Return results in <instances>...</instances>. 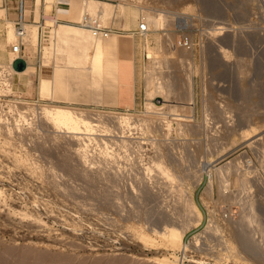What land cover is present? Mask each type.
<instances>
[{
    "label": "rangeland",
    "instance_id": "374dc122",
    "mask_svg": "<svg viewBox=\"0 0 264 264\" xmlns=\"http://www.w3.org/2000/svg\"><path fill=\"white\" fill-rule=\"evenodd\" d=\"M16 1H0V9L7 8L0 10L1 39L6 19L16 21ZM108 1L121 12L128 4L137 8L135 20L118 9L105 23L122 34L139 24L141 7L163 15L162 28L139 40L144 82L155 65L169 97L156 96L161 111L151 113L146 90L136 110L76 103L74 92L82 83L88 89L89 78L63 65L64 56L56 67L45 63L46 48L54 54L53 29L41 44L40 36L34 47L26 44L37 71L34 88L27 77L14 74L9 82L11 98L19 102L16 122L0 116L7 122L0 126V264H264V0ZM43 4L40 0L41 12ZM57 10L70 20L64 22L77 20ZM33 11L38 20L41 13ZM184 33L192 38L190 48L180 44ZM149 47L159 53L153 61ZM53 70L61 91L54 100L37 90L39 78ZM87 92L82 96L90 99ZM54 105L105 116L101 126L107 130L99 126L87 138L115 143L113 151L102 150L105 157L115 156L114 165L92 168L85 155L88 139L78 141L44 119L46 106ZM114 114L133 115L135 127L116 125ZM143 119L163 132L143 134ZM119 129L125 133L119 135ZM168 146L171 161L161 155ZM160 165L170 167L174 177L161 175ZM183 194L201 219L180 203ZM238 230L250 235L255 250L241 246Z\"/></svg>",
    "mask_w": 264,
    "mask_h": 264
},
{
    "label": "bare ground",
    "instance_id": "6f19581e",
    "mask_svg": "<svg viewBox=\"0 0 264 264\" xmlns=\"http://www.w3.org/2000/svg\"><path fill=\"white\" fill-rule=\"evenodd\" d=\"M39 2H40V0H37L36 8H34L36 10V14H40L41 13L40 6H39ZM46 2H47V5H45V6H46V10L47 11L51 10L56 5L57 9L61 8V12L63 11L62 13H70L78 21L81 19V15H82V12L84 10H89L92 13H97V14H99L101 16V21H102L103 24H105L109 20L110 17L112 19V17H114L116 15V10L119 9L118 7H117L118 9H116V6L113 5L108 0H87L86 2H84L83 0H80V2L79 1H71L72 3L71 2L69 3V0H46ZM123 4H124V6L126 5L125 2H123ZM32 6H33L32 5V0H28V3H27V14H26V18L28 20L24 22L23 28H24V41H25V43L27 45H29V46L34 47L36 45V43L38 42V40H39L40 31H39L38 24L35 21L30 20V14H31ZM122 7H123V5H122ZM141 9H142L143 14H144L143 15V18H145V20L147 21V24H148V26L150 28L149 31H147V32L144 33L145 35L148 34V33H150L151 30H154V29L155 30H159V29L162 28V26L164 24L163 23V18H162L163 15L160 12H156V11L153 12V11L147 9V8H142V7H141ZM0 10L1 11H4V10H7V8L4 7L2 9H0ZM119 10L121 12V9H119ZM136 13H137V8L136 7H133V5H131V4L130 5L128 4V6L126 5L123 8V11L121 12V15L125 14V16L127 18L132 19V20H135ZM125 16L123 15V17H125ZM77 20L75 22H73L72 20H71L72 22H64V21H61V22H59L54 27V29H53V37H54L53 47H54V54L53 55H50L47 52V48H46V51L44 53L45 63L51 60V62L53 63L52 66L53 67H56L57 65L61 64V63H59V60L62 58L61 56H64L65 62L63 63V65L68 66V68L71 67V68L76 69L79 74L86 75L90 79V82H89V85H88L89 86L88 89H85L84 88L85 86L82 83L83 88H82V86L80 88L82 94H84L86 91H88L90 93L91 100L94 101V102H98V101L104 102V101H107L108 99L111 98L112 100H114V103L116 104L117 92H118L119 80H120L119 79V70H120V65H121V49H122V47L124 48V43L125 42H129V44H130V42L132 41V39H130V38H132V35H131L132 33L131 34H129V33H123L122 34V33H119L117 31H112L107 36H96L88 28H86V27L80 25L79 23H77L78 22ZM5 23H6V26H5V29H6V32L5 33L6 34H5V37L4 38H2V39L0 38V65H3L5 68H8L10 70V72H12V74H17V76L19 75L20 77H24V76L27 77L26 82H27L29 88H34V81H35L34 80V75L37 73L36 68H35V66H33V63L31 62V58H30V56L28 54H25L23 51H14L13 50V46H14V44H15V42L17 40V36H18V28H17L15 22L12 19L7 18ZM146 39L148 40L147 37H146ZM7 44H11V50L10 49H7ZM157 54H159L158 51H156L152 47H149V49L147 51V57L149 59H151L153 61L156 58ZM18 57H23L27 61V66L23 70H17L16 68H14V66L11 63L13 60H15ZM133 58H132V60H133ZM121 68H122V66H121ZM53 74H54V70L52 71L51 76H45V75L41 76L39 78L40 80H39V85H38V89H37L40 95H42L43 97L48 96L52 100L56 97V91H55L56 86H54L55 84L53 82ZM131 74H132V72H131ZM145 77H146V79H145L146 105L145 106L147 107V111L150 112V113L151 112H160L161 110L160 111L157 110L158 109V104L154 101V99L159 94H163L165 97L166 96L169 97V91H167L165 84L162 83V81L159 80L158 72H156V70H155V65H154V67L151 65L147 69V72H146V76ZM9 84H10V82H9ZM136 84L137 83H135V85ZM130 86H132V85H130ZM131 96H132V94L130 93V100H131ZM167 97H166V101H167ZM132 101H133V99H132ZM122 104H123V101H122ZM134 106H136V105H134ZM162 106L163 105H161V107ZM246 106H247V104H246ZM249 106H251V105H249ZM159 108H160V106H159ZM42 109H43V107H42ZM164 111H166V110H164ZM42 113H43L44 119H47L52 124V126H54L55 128H57L60 131L67 132L68 134L70 133V135L74 139H76L78 141L84 140L85 138L86 139H90V138H87L88 135L90 136L91 133H94V132L97 133V130L99 129V126L102 127V129L105 128V127H103V125L101 126V124H104L102 121H104L103 118L105 116L102 118L103 115L101 113H100L101 115H98L99 112L96 113V115H90V114H87V113H83V110L81 112V110H78V109L73 108V107H70V106L54 105L53 107L46 106V108L44 109V111ZM250 113H252V112H250ZM131 116H133V115H125V114H119L118 115L117 114L115 116V114H114V116H110V117L112 118V120L114 122H116V125H119V126H122L123 127V126H127V125H131L132 124V128H134L135 127V124H133V122L136 121V120H135V118L132 119L133 117H131ZM178 118H180V117L178 116ZM134 123H136V122H134ZM143 125H144V127L142 126L143 129L140 128V129H142L141 131H143L142 132L143 134H144V129L148 132L149 135L150 134L153 135L157 131L163 132V129H159L151 121H148V120L145 121L144 120ZM136 126H138V125H136ZM129 128H130V126H129ZM137 128H139V127H137ZM171 129H173V127ZM119 130H121V131H118V134L121 133V132H124L123 131L124 129L123 130L122 129H119ZM169 130H170V128H169ZM113 131H115V130H113ZM125 131H127V130L125 129ZM105 133H106V131H105ZM110 133H111V131H110ZM121 134H123V133H121ZM121 134H119V135H121ZM164 134H166V133H164ZM167 134H169V132ZM92 135H94V134H92ZM102 135H101V137H102ZM127 135H128V133H127ZM132 136L135 137L134 135H132ZM146 136H148V135L146 134ZM164 136L166 137V135H164ZM90 137H92V136H90ZM149 137H151V136H149ZM98 138H100V137H98ZM130 138H132V137H130ZM130 138H128V139L130 140ZM140 138H141V136H140ZM140 138L138 136L137 139H140ZM118 139H117V141H118ZM128 139H126V140H128ZM159 139L161 141V138H159ZM134 140L135 139L132 138V141H134ZM130 141H128V142L130 143ZM128 142L125 141V143H128ZM129 145H132V144H129ZM133 145H135V144L133 143ZM140 145H141V143H140ZM161 145H162V142H161ZM108 146L106 147V149L108 148ZM127 146H128V144H127ZM79 147L77 149H79ZM126 147H125V149H126ZM128 148H130V147H128ZM169 148L170 147L168 146V148H167L166 151L165 150L162 151L163 153H161V155L163 154L162 156H164V155H165V157H168L169 156L168 159H170V158L173 159L175 157L172 156L173 154H172V152H171V150ZM131 149H132V146H131ZM82 151H83V149H81V148L79 149V151L76 150V152H79L80 153V154L78 153L80 156L81 155H84L83 152H85V151H83V152ZM107 153H108V151H107ZM114 153L116 154V152H114ZM85 155H88V154H85ZM123 160H125V159H123ZM170 161H171V159H170ZM65 162H68L69 163L70 161H65ZM157 163L160 164V162H157ZM88 164H89V162H88ZM163 164H164V162H163ZM122 165H123V163H122ZM164 165H160L161 173H162L161 175H163L165 177H168V178L174 177V171L170 167H167V166H164ZM70 166L73 169L72 165H70ZM67 167H68V165H67ZM92 168H93V166H92ZM140 168H141V166H140ZM140 168H138L139 171H141ZM144 168H146V166H144ZM85 169L86 170H84V171L87 172L88 167L87 168L85 167ZM147 169H148V167H147ZM88 170L90 171V169H88ZM101 170H103V169H101ZM117 170H116V175H118L117 174V172H118ZM121 171H123V170H121ZM142 171H144V169ZM108 172H110V171H108ZM143 173H145V172H143ZM146 173H149L148 170L146 171ZM112 175L114 176V178H116V177L118 178L119 177V176H116L115 174H112ZM112 175H111V178L113 177ZM144 175H146V174H144ZM87 176L88 175H86V177ZM93 178H95V177H93ZM223 185L222 186L220 185V186L223 187ZM105 188H107V187H104V189ZM146 192H147V190H146ZM146 192H145V195H146ZM142 195L144 197V194H142ZM184 196L185 195L183 194V196L181 197L182 199L180 198V203H182V205L184 206V208L187 211H189L191 213V215L194 214L193 217L195 215L197 217L198 216V213L196 212V209L197 208L195 209V207H194L195 205H193V202L190 199L188 200L187 198H183ZM108 197L110 198L111 195H109ZM110 205H112V204H110ZM166 217H167V215H166ZM198 217L201 219V216L200 215ZM198 217L196 218L197 220H198ZM155 218H157V217H155ZM193 219H195V218H193ZM160 220H161V218H160ZM197 220L195 222H197ZM165 223L168 224V222H165ZM165 223L163 222V224H165ZM210 225H211L210 227H212V228H209V229H213L214 230V228H215L214 222L213 223L210 222ZM213 230H210V231H213ZM237 236L239 237L241 246L243 245V247L245 249H248L249 251L250 250H255L251 246L252 241H251V238H249L250 235L244 233L241 230H238L237 231Z\"/></svg>",
    "mask_w": 264,
    "mask_h": 264
},
{
    "label": "built area",
    "instance_id": "2783aa9c",
    "mask_svg": "<svg viewBox=\"0 0 264 264\" xmlns=\"http://www.w3.org/2000/svg\"><path fill=\"white\" fill-rule=\"evenodd\" d=\"M86 2L87 0H83ZM46 3V0H44V4ZM43 4V6H44ZM33 7L36 5L33 4ZM16 10H17V18L15 21V24L18 28V36L17 40L13 46L14 51H24L25 48V41H24V28L23 24L28 19L26 18L27 14V0H17L16 1ZM34 11L31 10L30 18L33 15L32 21H35L39 26L40 31V44L43 41V37H48L50 35V32L54 27L61 21H70L69 19L62 18L60 16H57V7H53L50 11H46L45 8H43L40 18L36 20L34 18ZM80 25L88 28L94 35L96 36H107L112 31H119L118 28H114L112 26H108L106 24H103L101 21V16L97 13H92L89 10H84L81 15V19L77 22ZM150 28L147 24V21L145 18H141L139 21L137 29L134 30V33H138L140 35H144L145 32L149 31ZM47 39V38H45ZM180 44L183 47L190 48L192 46V38L189 34L184 33L180 39ZM40 49H42V46H40ZM14 61V60H13ZM13 61L11 62L13 65ZM0 70V116H4L6 118H10L11 122L15 121L18 116V101L16 99H12V97H15L12 95L13 93V86L9 84V81L11 80L12 76L14 74H11L10 70L8 68L1 67ZM131 109H127L125 111H130ZM132 112V111H131ZM7 122H1L0 126L4 125ZM14 126V125H13ZM12 126V127H13ZM109 136V135H106ZM87 151H88V162L93 165V168H97L100 166H112L114 165L115 159L114 157H105L102 154V150L105 149L109 145V150L113 151L115 149V143H107V142H95L90 139L87 141ZM148 144V143H146ZM147 147V146H146ZM148 149V148H147ZM146 151V150H145ZM149 160V159H148ZM196 245L199 243L195 242ZM205 261L206 260H202ZM207 263L211 264L210 261ZM213 264H219L216 262H213Z\"/></svg>",
    "mask_w": 264,
    "mask_h": 264
},
{
    "label": "crops",
    "instance_id": "0c3cea01",
    "mask_svg": "<svg viewBox=\"0 0 264 264\" xmlns=\"http://www.w3.org/2000/svg\"><path fill=\"white\" fill-rule=\"evenodd\" d=\"M14 7H16V5ZM15 10H16V8H15ZM16 14H17V10H16ZM16 18H17V16H16ZM137 27H138V25L135 26L134 30L137 29ZM134 30L132 32H127L129 34L132 33L131 34L132 38H130V39H132V41L130 40L131 41L130 44H129V42H125L124 48L122 47V49H121V65H120V70H119V79L120 80H119V87H118V92H117L116 104L114 103V100H112L111 98L108 99L107 101H104V102H100V101L94 102L90 98V93H89L90 99H88L87 97H83L82 95H84V94L81 93L80 87H78V90H76L74 92V96L72 97L73 99L71 98V100H75L76 97H79V99L76 98L77 101H74V102L79 103V104H84V105H101V106H104L106 108L115 109V110H127V109L136 110L140 106H142V104L145 100V82H144V78H143V74H142L143 63H142V59H141V41L139 40L140 34L134 33ZM24 53L27 54V52H24ZM132 58H133V60H132ZM121 66H122V68H121ZM69 68H71V67H69ZM74 71L76 72V69H74ZM131 72H132V74H131ZM53 82H54V79H53ZM89 82H90V79H89ZM135 83H137V84L135 85ZM130 85H132V86H130ZM82 88H83V85H82ZM55 91H56V96L58 93L60 94V92H61L57 88L55 89ZM130 93L132 94L131 100H130ZM35 96H37V95H35ZM39 99H40V97H35L34 101H37ZM132 99H133V101H132ZM122 101H123V104H122ZM134 105H136V106H134Z\"/></svg>",
    "mask_w": 264,
    "mask_h": 264
},
{
    "label": "water",
    "instance_id": "95a60500",
    "mask_svg": "<svg viewBox=\"0 0 264 264\" xmlns=\"http://www.w3.org/2000/svg\"><path fill=\"white\" fill-rule=\"evenodd\" d=\"M13 66L14 68H16L17 70H23L26 68L27 66V61L25 58L23 57H18L13 61Z\"/></svg>",
    "mask_w": 264,
    "mask_h": 264
}]
</instances>
